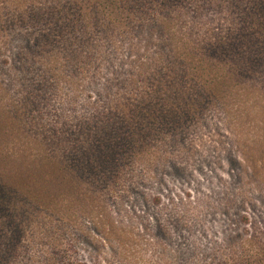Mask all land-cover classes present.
Here are the masks:
<instances>
[{
  "label": "trees",
  "instance_id": "trees-1",
  "mask_svg": "<svg viewBox=\"0 0 264 264\" xmlns=\"http://www.w3.org/2000/svg\"><path fill=\"white\" fill-rule=\"evenodd\" d=\"M39 1L16 0L17 23L22 26L17 33L25 39V44H17L15 55L19 101L14 102L13 114L17 117L10 116L16 129L24 128V114L36 109L38 99L50 95L42 89L46 84L54 83L58 93L61 84L75 88L76 74L85 72L80 65L90 57L83 58L82 52L91 55L92 33L97 26L115 37L125 32L133 35L139 29L151 33L150 38L145 31L139 34L143 43L149 40L147 47L131 43V51L146 50L145 55L140 60L133 56L134 60L120 67L125 71L121 72L123 81L106 88L109 107L94 106L92 120L68 118V125L62 129L42 132L40 141L33 140L31 144L39 146L38 151L44 155L45 173L39 174V181L48 177L50 183H58L63 195L75 203L92 202L97 192L91 189L92 184L101 188L108 182H124L122 169L130 163H140L142 167L131 172L135 183L147 182L156 167L167 168V163L173 161L160 147L162 143L169 137L184 138L195 114H202L212 103H221L222 112L229 114L225 120L240 145L239 159L234 161L239 173L237 183L241 185L237 199L221 204L233 217L223 231L221 264H264V0H45L38 4ZM203 2L216 10L219 26L201 24L200 17L188 11L193 5L197 12ZM45 44L70 52L71 58H63L60 52H39ZM37 53L39 68L34 64ZM73 67L77 70L67 74ZM74 100L73 96L67 102ZM2 128L5 125L0 121ZM31 183L40 196L29 185L26 197H34L36 202L31 200L39 207L44 200L59 201V195L49 196L32 180ZM5 185L0 184V205L4 207L1 213L8 214V221L19 223L13 235L16 240L20 223L26 219L16 207L21 198L15 192L22 190ZM251 188L263 196H254ZM9 190L13 196H7ZM151 201L157 214L166 216L159 223L153 218L145 227L166 237V225L174 214L159 208L163 203L161 194ZM183 214L177 211V216ZM133 218L131 227L124 220H108L112 238L123 241L117 245L121 249H114L119 257L127 256V241L140 242L147 233L142 224L138 223L143 228L136 227V217ZM8 221L4 220L5 224ZM98 221L104 223V219ZM182 222L189 223L190 219L185 216ZM100 235L99 245L110 248L108 238ZM3 253L7 255L0 250L4 258ZM200 253L201 246L195 245L178 263L206 264ZM63 263L88 264L69 256ZM47 264L61 263L53 258Z\"/></svg>",
  "mask_w": 264,
  "mask_h": 264
},
{
  "label": "rangeland",
  "instance_id": "rangeland-1",
  "mask_svg": "<svg viewBox=\"0 0 264 264\" xmlns=\"http://www.w3.org/2000/svg\"><path fill=\"white\" fill-rule=\"evenodd\" d=\"M41 2L45 3V0L38 4ZM202 6L195 12L192 5L188 11L199 16L201 24H213V28L219 26L217 20L220 16L216 10L206 2ZM17 16L16 0H0V121L5 125L0 129V184H12L22 190L15 192L21 198L16 207L26 217L20 223V236L15 240L13 235L19 223L8 221V214L1 213L4 207L0 205V250L7 253L2 254L4 258L0 257V264H47L53 258L64 264L68 256L86 260L88 264H182L178 263L179 258L193 251L195 245L201 246L200 256L206 264H221L225 244L223 231L229 228L228 220H233L221 204L237 199L236 194L241 188L237 183L239 173L234 161L239 159L240 145L234 129L225 120L229 114L222 112L221 103H212L202 114H195L184 138L173 140L169 137L162 143L160 147L173 161L167 163V168L156 167L151 180L136 184L131 172L140 171L142 167L140 163H130L122 169L123 178H126L124 182H108L101 188L92 184L91 189L97 191L92 202L81 200L75 203L63 195L58 183H50L48 177L39 181V174L45 173L44 155L38 151L39 146L31 143L34 139L39 140L42 132L60 130L63 125H68V118L92 120L94 115L90 112L94 106L109 107L106 88L116 81H123L121 72L125 71L120 67L134 60L133 56L140 60L145 55L146 50L131 51V43L147 47L149 40L143 43L139 34L145 31V36L150 38L151 33L147 32L148 29H139L133 35L125 32L115 37L97 26L92 33L91 55L82 52L83 58L90 56L86 62L89 65L81 63L85 72L76 74V89L61 84L62 90L58 93L57 86L52 85L54 83L46 84L42 89L50 95L40 97L36 109L24 114V128L16 129L11 117L16 116L13 114L14 102L19 101L15 55L17 44H25V39L17 33L22 27L17 23ZM157 49L159 47L153 50ZM39 52H60L63 58H71L70 52L58 50L50 44L41 46ZM39 58L37 53L36 68L40 66L36 62ZM5 60L8 61L6 65L3 64ZM71 70L77 68L68 69L67 74H71ZM120 88L124 92L123 85ZM73 96L75 100L69 104L67 100ZM31 180L49 196L59 195V201L44 200V205L39 207L34 197L31 199L35 202L26 197L29 185L33 189ZM249 190L258 198L263 196L252 188ZM156 194L162 195L163 203L159 208L170 209L174 214L166 225V237L155 235V230L149 231L145 227L153 218L159 223V219L166 216L157 214L152 206L151 200ZM7 196H13V192L9 190ZM177 211L184 214L179 217ZM133 215L136 227L143 228L139 223L148 231L140 242L127 241V256L119 257L114 249H121L117 245L123 241L112 238L108 220H124L131 227ZM185 216L190 219L189 223L182 222ZM98 219H104V223ZM100 234L108 238L110 248L99 245Z\"/></svg>",
  "mask_w": 264,
  "mask_h": 264
}]
</instances>
